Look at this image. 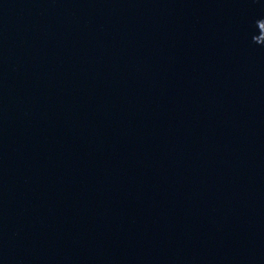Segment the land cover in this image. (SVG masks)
Listing matches in <instances>:
<instances>
[{
    "label": "water",
    "instance_id": "water-1",
    "mask_svg": "<svg viewBox=\"0 0 264 264\" xmlns=\"http://www.w3.org/2000/svg\"><path fill=\"white\" fill-rule=\"evenodd\" d=\"M0 264H264V0H0Z\"/></svg>",
    "mask_w": 264,
    "mask_h": 264
}]
</instances>
